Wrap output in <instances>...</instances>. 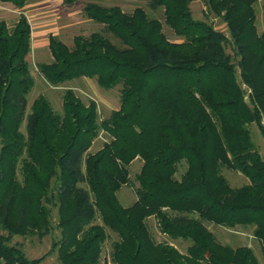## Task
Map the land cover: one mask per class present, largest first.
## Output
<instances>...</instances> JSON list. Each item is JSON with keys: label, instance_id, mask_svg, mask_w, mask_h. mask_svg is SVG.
<instances>
[{"label": "trees", "instance_id": "trees-1", "mask_svg": "<svg viewBox=\"0 0 264 264\" xmlns=\"http://www.w3.org/2000/svg\"><path fill=\"white\" fill-rule=\"evenodd\" d=\"M191 1L147 0L163 9L180 40L168 38L162 22L140 6L126 12L93 1L83 13L101 30L74 35L71 46L49 34L51 60L38 64L49 84L87 77L105 89L120 86L119 107L100 120L96 102L85 103L71 88L62 93L60 112L43 94L26 111L34 85L26 58L30 23L23 13L12 26L0 19V229L7 232L0 233V264L43 260L46 254L28 258L8 240L48 233V206L58 213L60 236L49 252L56 249L60 264H98L105 227L117 235L114 264H260L251 247L222 244L204 224L253 226L264 256V155L247 126L256 124L264 136L259 0H203L228 35L195 18ZM0 2L20 8L27 0ZM100 130L109 139L90 151ZM135 158L142 162L136 199L124 206L116 192ZM222 167L249 182L231 186ZM149 216L161 233L189 239L186 251L156 241ZM96 217L102 224L92 223Z\"/></svg>", "mask_w": 264, "mask_h": 264}, {"label": "rangeland", "instance_id": "rangeland-1", "mask_svg": "<svg viewBox=\"0 0 264 264\" xmlns=\"http://www.w3.org/2000/svg\"><path fill=\"white\" fill-rule=\"evenodd\" d=\"M88 1L97 2L102 5H119L126 12H131L134 7L140 6L145 9L149 16L155 17L162 22V30L168 38L171 40H180L173 33L172 29L165 25L163 9L150 8L147 0H78L71 5L62 3V0H27L25 5L20 8L15 7L11 3L0 2V19L4 20L9 26H12L19 14L23 13L26 15L31 27V49L26 58L29 63L30 73L34 79V85L26 96L27 112L29 111L32 100L38 94L45 95L51 102L52 107L60 112L62 93L66 88H71L85 103H88L91 99L94 100L97 104L99 120L107 117L112 110L119 107V85L111 89H105L100 87L94 78L79 77L54 86L44 80L38 70L39 63L51 60V54L48 48L49 34L56 35L68 46H71L74 35H89L91 32L102 29L103 25L101 23L93 21L84 15L82 8ZM190 8L195 18L206 19L216 29L228 35L224 21L219 16H215L207 11L203 0H192ZM254 9L256 14V27L258 32H261L264 29V8L261 6V0L255 4ZM230 47L227 44L226 50L232 53ZM247 126L256 149L261 155H264V136H262L256 124L250 123ZM21 130L25 132L24 123L21 126ZM108 139V135L100 130L89 150L95 151ZM141 164L142 162L139 158H135L130 162L128 165L129 181L123 184L116 192L117 198L124 206L130 205L136 199L135 190L138 186L136 174ZM185 168L186 164L184 162L179 164L175 176L179 178ZM221 172L231 186H241L249 182L239 171L222 167ZM54 183L55 179L53 178L52 186ZM80 185L85 187L84 183H80ZM48 207H50V228L48 233L43 236L37 234L25 236L15 234L10 236L8 242L9 244L19 246L28 258H37L46 254L39 264H60L56 249L49 252L52 241L58 239L60 236V229L57 226L58 213L55 206ZM92 223L102 224L98 217ZM146 223L151 235L156 241H166L175 246L179 251H186L187 246L190 244L189 239L172 238L161 233L154 216H149L146 219ZM204 224L220 243L233 248L247 245L252 248L259 263L264 264V256H262L260 242L253 235V226L236 225L234 227H225L207 221H204ZM105 230L107 237L101 244L98 264H114L110 252L112 243L117 240V235L108 227H105ZM0 233L6 235L7 232L0 229Z\"/></svg>", "mask_w": 264, "mask_h": 264}]
</instances>
